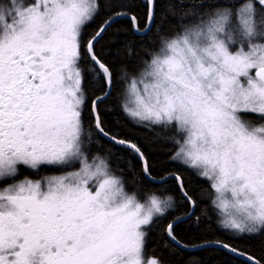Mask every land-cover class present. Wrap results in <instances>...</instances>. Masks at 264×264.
<instances>
[{
    "label": "snow or ice",
    "instance_id": "snow-or-ice-1",
    "mask_svg": "<svg viewBox=\"0 0 264 264\" xmlns=\"http://www.w3.org/2000/svg\"><path fill=\"white\" fill-rule=\"evenodd\" d=\"M143 6L141 17L136 0H0V264H167L146 258L153 227L187 247L171 210L207 215L184 169L206 182L224 229L264 235V0H190L191 18L171 28L157 24V0ZM125 18L113 35L138 44L114 38L105 51ZM121 83L123 112L173 146L177 170L159 191L142 146L102 119ZM93 132L139 173L114 168ZM212 243L264 264V251Z\"/></svg>",
    "mask_w": 264,
    "mask_h": 264
},
{
    "label": "trees",
    "instance_id": "trees-1",
    "mask_svg": "<svg viewBox=\"0 0 264 264\" xmlns=\"http://www.w3.org/2000/svg\"><path fill=\"white\" fill-rule=\"evenodd\" d=\"M136 4L137 15L143 17L145 12L143 6L144 0H136ZM181 4H183V11H181ZM156 11L157 24L164 28H171L176 26L182 17L185 19L191 18L190 14L193 10L190 7V0H157ZM185 13L189 15L185 16ZM99 23L100 21H97V24H92L88 28V31H94ZM128 27H130V23L125 18L121 25H117L109 30V33L101 42L105 47V51L116 46L112 44L114 38L118 39L121 44L125 41L130 43L135 41L138 44V37L134 33L120 31L114 37L113 34L116 33L118 28L123 29ZM153 35L150 34V38ZM124 87L123 83L118 84L109 101L101 106L102 119L106 121V130L117 134L120 138H126L141 145L153 164V175L157 179H160L162 173L167 174V170H177L178 162L168 160L173 146L160 135L158 128L153 126L152 129H149L140 125L123 112L121 93ZM90 88H94V84L90 83ZM92 139L98 153L109 156L114 168L117 164L121 168L125 165L129 167L134 166L137 173H139L140 161L130 159L131 154L123 149L122 146L115 145L102 137H98L95 132L92 133ZM182 174L190 181V187L200 193V208L207 213V215H204L201 211L194 210L195 215L178 223L176 234L183 244L196 245L203 242L223 240L232 243L238 249L253 252L257 255L261 251H264V235L236 234L233 236L230 230L224 229L221 226L219 222L220 216L213 210L209 198L202 191V188L207 187L206 182L197 177L191 170L184 169ZM146 184L152 189L161 190L160 182H146ZM173 184L174 182L169 179L166 187H171ZM176 203H180L178 198L176 199ZM171 211H177L178 217L186 214L183 208H179L178 210L172 209ZM146 257L161 258L167 264H242L243 262V260L219 248L206 247L193 251L181 249L171 241L166 240V238H162L160 227H153L149 233Z\"/></svg>",
    "mask_w": 264,
    "mask_h": 264
},
{
    "label": "water",
    "instance_id": "water-1",
    "mask_svg": "<svg viewBox=\"0 0 264 264\" xmlns=\"http://www.w3.org/2000/svg\"><path fill=\"white\" fill-rule=\"evenodd\" d=\"M102 138H103V137H102ZM104 139H105V138H104ZM108 141H109V140H108ZM110 142H111V141H110ZM156 182H160V179H157ZM189 212H194V209H190ZM189 217H191V216H189L188 214H185V215L179 216V217H177V218H178L179 222H182V221L188 219ZM212 242H214V241L203 242V243L196 244V245H187V247H179V246H177V245H176V246L179 247V248H181V249L188 250V251H193V250H196V249L206 248V247L219 248L218 246H216V245H215L214 243H212ZM172 243H173V242H172ZM173 244H174V243H173ZM174 245H175V244H174ZM219 249H221V250L227 252L226 250H224V249H222V248H219ZM227 253L231 254L232 256H234V257H236V258H238V259H240V260H243V258L240 257V256H235V255H233V254L230 253V252H227Z\"/></svg>",
    "mask_w": 264,
    "mask_h": 264
},
{
    "label": "rangeland",
    "instance_id": "rangeland-1",
    "mask_svg": "<svg viewBox=\"0 0 264 264\" xmlns=\"http://www.w3.org/2000/svg\"><path fill=\"white\" fill-rule=\"evenodd\" d=\"M222 219V216H220V218H219V222H220V220ZM221 224V223H220ZM221 226H222V224H221ZM223 227V226H222ZM230 232L232 233V231L230 230ZM239 235H241V234H239ZM146 258H152V257H146Z\"/></svg>",
    "mask_w": 264,
    "mask_h": 264
}]
</instances>
